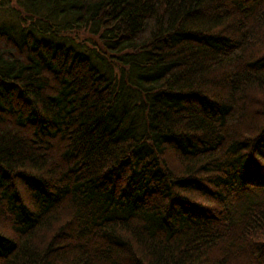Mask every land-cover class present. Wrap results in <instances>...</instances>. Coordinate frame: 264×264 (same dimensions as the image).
<instances>
[{"label": "trees", "instance_id": "1", "mask_svg": "<svg viewBox=\"0 0 264 264\" xmlns=\"http://www.w3.org/2000/svg\"><path fill=\"white\" fill-rule=\"evenodd\" d=\"M15 2L0 264H264V0Z\"/></svg>", "mask_w": 264, "mask_h": 264}, {"label": "rangeland", "instance_id": "2", "mask_svg": "<svg viewBox=\"0 0 264 264\" xmlns=\"http://www.w3.org/2000/svg\"><path fill=\"white\" fill-rule=\"evenodd\" d=\"M16 4V2H15V0H10V5H9V7H7V9H5L6 11L7 10H9L10 12H11V17H10V19L9 20H15V24L17 25V26H19V27H21V25H23V21L20 19V18H18L17 16H16V13H18V12H13V11H11V7H13L14 5ZM3 12L2 14H0V17L1 18H4V20H7V17H6V13L7 12ZM22 15H24L23 13H22ZM0 18V19H1ZM27 22H29V20H27ZM11 23H14V22H11ZM84 42V41H83Z\"/></svg>", "mask_w": 264, "mask_h": 264}]
</instances>
